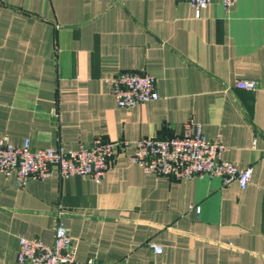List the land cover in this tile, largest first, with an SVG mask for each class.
<instances>
[{"label":"crops","instance_id":"obj_1","mask_svg":"<svg viewBox=\"0 0 264 264\" xmlns=\"http://www.w3.org/2000/svg\"><path fill=\"white\" fill-rule=\"evenodd\" d=\"M123 69L153 73L159 98L120 106L106 78ZM238 78L258 82L252 111ZM189 118L222 132L223 158L253 166L245 188L131 160L137 138L179 134ZM4 134L34 147L130 142L101 181L54 171L19 186L0 169V264H16L21 235L53 243L59 220L77 264H264V0H212L200 16L186 0H0Z\"/></svg>","mask_w":264,"mask_h":264},{"label":"built area","instance_id":"obj_2","mask_svg":"<svg viewBox=\"0 0 264 264\" xmlns=\"http://www.w3.org/2000/svg\"><path fill=\"white\" fill-rule=\"evenodd\" d=\"M195 7L197 16L212 0H186ZM228 10L236 0H222ZM117 103L132 107L140 102L159 98L156 76L148 71L123 69L107 77ZM258 82L253 78H238L235 88L255 90ZM130 142L127 138L108 139L98 134L87 145L67 148L64 145L34 147L30 138L19 145L8 134L0 137V169L7 175L14 174L17 185L24 186L32 178H45L52 172L62 177L73 174L87 175L101 181L118 149ZM223 134L208 137L202 122L187 119L182 132L167 137L140 136L135 140L131 160L145 171L173 176L177 179L193 176H220L223 183L236 179L245 188L251 181L253 166H240L225 159ZM264 164V156H263ZM200 210V207H198ZM156 253L163 246L150 242ZM77 245L68 226L59 220L53 243L39 237L20 236L16 264H77ZM84 264H121L117 260H99L89 257Z\"/></svg>","mask_w":264,"mask_h":264},{"label":"water","instance_id":"obj_3","mask_svg":"<svg viewBox=\"0 0 264 264\" xmlns=\"http://www.w3.org/2000/svg\"><path fill=\"white\" fill-rule=\"evenodd\" d=\"M239 97L246 104L247 108L252 111L254 106V93L251 89L236 88Z\"/></svg>","mask_w":264,"mask_h":264}]
</instances>
